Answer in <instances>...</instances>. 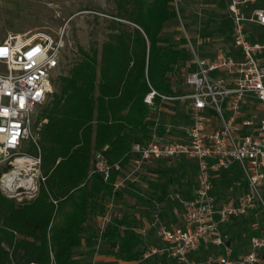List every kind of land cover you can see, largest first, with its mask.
<instances>
[{
    "label": "built area",
    "instance_id": "1",
    "mask_svg": "<svg viewBox=\"0 0 264 264\" xmlns=\"http://www.w3.org/2000/svg\"><path fill=\"white\" fill-rule=\"evenodd\" d=\"M264 0H229L232 17V44L213 54L201 56L192 44L193 61L185 77L190 93L166 97L150 92L145 102L154 106V97L188 102L190 126L182 140L161 141L158 122L150 139L134 143L131 155L135 168L124 174L120 163L111 165L103 151H94L92 173L104 181L112 171L123 174L114 192L139 171L143 164L162 159H194L199 178L194 196L181 201L183 225L158 223L162 245L150 246L140 260L165 256L175 264H264V224L249 238V251L232 257L230 237L221 226L254 210L264 215ZM62 36L46 34L9 36L0 42V162L13 169L0 178V189L18 203L38 196L46 181L42 171L41 132L48 119L40 113L63 64ZM171 128L168 127V133ZM33 146L35 153L25 152ZM23 160L18 168L15 164ZM59 162V160L57 161ZM237 164L247 191L236 201L217 205L212 172ZM17 170L16 174H12ZM6 177V175H11ZM115 196L109 198L101 215V230L95 241L98 254L103 232L111 220ZM261 217V216H260ZM259 217V218H260ZM212 245L219 253L199 260L193 254ZM135 264V263H133Z\"/></svg>",
    "mask_w": 264,
    "mask_h": 264
},
{
    "label": "trees",
    "instance_id": "2",
    "mask_svg": "<svg viewBox=\"0 0 264 264\" xmlns=\"http://www.w3.org/2000/svg\"><path fill=\"white\" fill-rule=\"evenodd\" d=\"M177 16L172 0H120L119 31L100 53L79 47L81 60L55 79L58 90L40 113L48 119L41 132L46 181L28 202L0 190V264H76L75 249L96 239L98 233L87 229L88 217L101 216L104 200L121 199L122 192H114L118 171L108 181L92 173L93 152L103 151L111 165L124 168L132 145L150 139V116L163 102L155 96L151 106L146 96L153 90L166 97L181 94L168 74L191 61L192 53L186 40L175 47L161 36ZM130 220L111 218L102 235L116 258L127 262L145 251Z\"/></svg>",
    "mask_w": 264,
    "mask_h": 264
},
{
    "label": "rangeland",
    "instance_id": "3",
    "mask_svg": "<svg viewBox=\"0 0 264 264\" xmlns=\"http://www.w3.org/2000/svg\"><path fill=\"white\" fill-rule=\"evenodd\" d=\"M120 0H0V42L9 36L22 35L25 37L34 34H46L54 39L60 38L64 41L62 49L63 64L56 70V80L61 74H67L70 68L81 60L78 48L82 47L86 51L97 50L100 53L101 46L116 34L120 25L117 22L118 4ZM229 0H172V6L178 13L177 18L168 21L162 31L161 36L168 40L169 44L181 47L186 40L185 46L192 51L189 41L197 54L203 55L213 53L215 50L228 44L231 16L228 11ZM262 6L264 3L261 2ZM128 28L133 24L125 22ZM190 61L180 63L175 66L173 74H168L174 89L180 93H190L191 89L185 84V77L189 71ZM58 90V83L53 84V93ZM162 106L160 118L163 124L172 127L171 136L180 137L190 126V115L187 112V102L184 100H165ZM159 108V107H158ZM159 110V109H158ZM159 112V111H157ZM189 115V117L187 116ZM159 116V115H157ZM25 152L35 153L33 146L24 149ZM180 159H170L168 164H157L150 167L154 169L152 176H143L144 180L158 181L161 173L167 174L168 200L165 196V209H161L162 214L170 213L179 207V199L188 196L197 185L196 171L181 168ZM147 166V165H145ZM186 167V166H185ZM13 169L8 161L0 162V178L5 173ZM193 169V168H192ZM223 180V179H221ZM162 184L165 181L162 180ZM130 193L132 185L130 184ZM231 186V184H230ZM230 186L226 187L225 197H237V190L231 191ZM235 186V185H233ZM1 190V189H0ZM125 198L126 203L122 202ZM162 198V195H161ZM133 195L127 194L121 199L116 198L113 203L111 218H121L129 215L130 225H139L140 219L148 213L147 206H143L135 216L134 209L141 204ZM105 205H110L108 199L104 200ZM168 204V205H167ZM159 211V212H160ZM143 216V217H144ZM261 223L264 224V215H260ZM87 229L93 230L96 234L101 230V217H88ZM241 234L243 224L237 226ZM88 233V232H87ZM85 238L88 237L85 235ZM144 238V237H143ZM153 246V245H152ZM97 242L95 238H88L85 254H93L96 251ZM150 246H146L147 250ZM115 249L112 242L106 241L99 246L98 254L112 256ZM116 257V256H115ZM117 259V258H116ZM115 264H122L120 259ZM149 260V259H148ZM170 264L165 260H155V264ZM113 264V263H110ZM143 264H152L150 261Z\"/></svg>",
    "mask_w": 264,
    "mask_h": 264
},
{
    "label": "crops",
    "instance_id": "4",
    "mask_svg": "<svg viewBox=\"0 0 264 264\" xmlns=\"http://www.w3.org/2000/svg\"><path fill=\"white\" fill-rule=\"evenodd\" d=\"M260 5L262 4L260 3ZM229 15L231 16L230 13ZM231 30H232V23L230 25L228 44L225 46H222L224 48H234L232 44ZM189 42L191 43V41ZM213 53H207V54L205 53L201 56L211 55ZM192 61H193V53H192V60L190 61L191 64H192ZM190 68H191V65H189V70ZM164 101L165 100H163L162 104L158 106L159 108L155 107L152 111V114L150 116L151 122H152L151 129L153 128L152 127L153 124H155V122H158L159 124L158 134L160 136L161 141L182 140L183 135L181 137L180 135H178L177 137L171 136L170 133L172 132V127L169 126L171 130L168 133V124H163V121L160 118L159 113L162 112V106H164V103H167ZM187 108H188V102H187ZM187 112L189 113V109H187ZM187 116L189 117L188 114ZM184 135H185V132H184ZM134 160L135 159L132 155V158H130V161L124 167V174L127 172L133 171V169L135 168ZM168 160L170 159L152 160V161L146 162L145 164H143L142 168L139 171L135 172L133 176H131V178L125 182L122 188L118 189V191L122 192V197H126L127 194L133 195L135 199L137 200L136 202L141 204V207L137 206V208L133 210L135 213V216L137 217L139 216L137 215L138 213H136V211L139 212L140 210H142L143 206L149 207L147 215L145 214V216L143 215L144 217L142 216V218L140 219V222L138 223L139 225L134 224V229L136 230V232H138L142 236V242H143L142 248L143 249L146 246L162 245L163 242L161 241V238H160L158 223L164 224L165 226H168V227H178V226L183 225V209H182L181 201L184 199H189L193 197L195 193L196 185H195V188L192 190V192L188 196H186L185 198L179 199V207L176 208L177 210H174V211L172 210L170 213H168V210H167L165 214H162L159 208L156 207V204L159 203L158 206H160L161 209L163 208L165 209V206H166L165 196L168 200V181L166 178L167 174L161 173V177L157 182L149 181L147 179L144 180L143 176L145 175H147L148 177L152 176L153 174L152 172L154 169H151L150 167L155 166L157 164H161V165L165 163L168 164ZM179 165H181V168H187V170L189 171L190 170L196 171L197 182H198L199 170H198V164L196 160L194 159L180 160ZM211 175H212V181H213V186H214L213 193L216 197L217 205H221V204L228 203V202H236L247 191V185L242 177V173L239 170V167L237 164H234L231 168L227 170H222L219 172H212ZM119 177H123V174L121 175L119 174V176L117 177V180ZM162 180L165 181V184L161 183ZM130 184L132 185V189L134 188L131 193L129 190ZM227 185L230 186L231 191H235L237 190L236 188H238V190L236 191L237 197H231L228 199L225 197V194L227 192L226 190ZM161 195H162V198H161ZM122 202L126 203L127 201L124 198ZM259 217L260 216H258L256 211L251 210L249 211L248 214L242 215L238 218L229 219L224 225L221 226V232L228 234L230 237V244L233 248L232 257H237L249 251V238L251 237L252 234L256 233L255 228L257 227V225L262 224ZM241 224H243V227H244L242 234L237 229V226H240ZM86 245H87L86 243H83L82 246L75 249L76 264H110V263L115 264L119 262V260H117L114 255L105 256L103 254H95V253L85 254L86 249H87ZM217 253H219V251L215 249L212 245H206V246L204 245L202 246L200 251H198L197 253L193 255L195 258L201 261V260H204V258L207 257L208 255H215ZM156 259L165 260V262L170 261L171 262L170 264H175L174 261L168 259L165 256H154V257L149 258V260L147 259V261H150L152 264H155ZM143 262H146V260L139 259L137 261H131V262L121 261L122 264H133V263L143 264Z\"/></svg>",
    "mask_w": 264,
    "mask_h": 264
},
{
    "label": "bare ground",
    "instance_id": "5",
    "mask_svg": "<svg viewBox=\"0 0 264 264\" xmlns=\"http://www.w3.org/2000/svg\"><path fill=\"white\" fill-rule=\"evenodd\" d=\"M15 164H16L17 167L19 168L20 165H23V160H19V161H17ZM16 173H17V170H16L14 173H12V174H16ZM12 174H11V175H6V177H11Z\"/></svg>",
    "mask_w": 264,
    "mask_h": 264
}]
</instances>
